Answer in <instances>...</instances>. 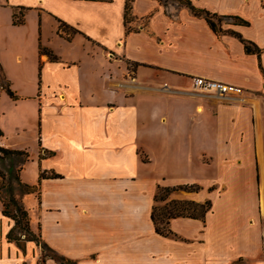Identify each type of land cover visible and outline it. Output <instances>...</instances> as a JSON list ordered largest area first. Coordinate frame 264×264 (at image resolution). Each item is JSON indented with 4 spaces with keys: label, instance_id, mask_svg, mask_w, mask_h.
Segmentation results:
<instances>
[{
    "label": "crops",
    "instance_id": "1",
    "mask_svg": "<svg viewBox=\"0 0 264 264\" xmlns=\"http://www.w3.org/2000/svg\"><path fill=\"white\" fill-rule=\"evenodd\" d=\"M125 2L0 0V72L18 95L0 90V146L34 148L39 173L61 175L32 193L35 233L76 264H264V0H190L248 21H223L219 34L178 0H131L126 25ZM196 76L243 92L203 94ZM178 184L199 189L175 198L211 208L204 219H170L163 236L150 218L154 196ZM0 211L7 236L14 223Z\"/></svg>",
    "mask_w": 264,
    "mask_h": 264
},
{
    "label": "trees",
    "instance_id": "2",
    "mask_svg": "<svg viewBox=\"0 0 264 264\" xmlns=\"http://www.w3.org/2000/svg\"><path fill=\"white\" fill-rule=\"evenodd\" d=\"M180 3H183L184 5L188 6L192 13L196 16H202L207 21L210 28L217 34L222 33L223 30L221 28V24L223 21L227 22V20L232 19V21L236 24L246 25L248 24V21L238 17V16H232V15H216L212 14L207 10L204 9H198L191 5L190 0H178ZM131 9V0H126L125 2V12H124V23L127 25L129 17V12ZM19 14V16H18ZM12 21L14 24H20L23 21V13L22 11L14 10L12 14ZM68 27L65 24H61L60 34L64 35L66 38H69L71 35L67 30ZM129 31V28L127 29ZM234 35H236L243 43L244 49L247 53H256L258 57H260V49L253 43L252 41L245 40L241 37L240 34L231 31ZM69 33V34H68ZM40 52L44 53L48 56L50 60H56L57 57L50 51L49 49L45 47H40ZM4 78V76H3ZM5 89L7 95L12 99H18V95L11 90L9 83L5 81V85L0 86V90ZM3 133L0 131V136H2ZM0 153L2 154L1 158H8L9 159V167H8V174L9 179L12 178V180L15 182L14 184L11 183V181L8 184V202H6L1 196H0V202L2 205V214L10 217L14 221V225L11 228V230L8 233V237L15 239L16 236L11 237V232H14L16 229L20 228V224L22 220L25 221V226L28 222V212L27 209L23 208L21 204H19V201L14 196V191H17L18 195H23L27 193H37L40 190L41 186V180L44 178H58L61 177L60 174L54 173L53 171H41L38 176L37 183L34 185H29L23 182L20 178V171L23 167V165L29 160V153L26 150H20V149H9L4 148L0 146ZM8 179V180H9ZM213 187H210L211 190ZM199 189V186L196 184H180L173 187H157L156 194L154 196V202L156 201H163L167 199V196L170 192L177 191V190H186V191H197ZM10 206L13 207V211L10 210ZM211 208V201L209 199H206L203 202H195L188 199H171L168 202H165L163 207H161V212L157 215L156 205H152L150 218L152 220L154 229L157 233L168 236L172 234V231L168 227L169 220L176 217H191V218H200L204 219L206 213ZM164 222L163 226H160L159 223ZM29 240V239H28ZM37 241V240H36ZM36 244L40 245L41 248H48V245L44 242L39 243L38 241ZM49 258L55 259L61 264H72L70 260H66L63 256L59 255L58 253L53 251V254L48 256ZM45 259V258H44ZM43 259V262H44Z\"/></svg>",
    "mask_w": 264,
    "mask_h": 264
},
{
    "label": "rangeland",
    "instance_id": "3",
    "mask_svg": "<svg viewBox=\"0 0 264 264\" xmlns=\"http://www.w3.org/2000/svg\"><path fill=\"white\" fill-rule=\"evenodd\" d=\"M160 1H163V0H160ZM18 16H19V14H18ZM64 30H67V29H64ZM67 32H69L70 35L72 36L73 32L71 30H67ZM128 68L130 70L133 69V67L131 65H128ZM1 85H3V86L5 85V80L3 78V75L0 72V86ZM37 133H38V125L36 123L35 128H34V135H36ZM261 134H262V141H263V147H264V125L263 124L261 126ZM36 144H37V139H35V141L32 144L29 143V145H26V147L27 146L34 147ZM27 151L29 153V162L25 164L23 171H22V174H21V178H22V181L25 182L26 184L34 185L37 183L38 173H39V169L41 167L39 165V160H38L39 158L35 152V149L34 148H27ZM1 156H2V154L0 153V196L6 202H8V196H7L8 195V184L10 181L13 184L15 182L12 180V178L9 179V174H8L9 159L8 158H1ZM257 175H258L257 180H258V193H259V213H260L261 218H263L262 211H261V205H260L261 174H260V166L259 165H258V169H257ZM178 185H180V184H178ZM173 186H176V185H168L167 187H173ZM162 187H165V185ZM181 191H186V190H177V191L170 192L167 196V199H165L163 201L154 202L153 205L155 204L157 207V210L155 211L156 214L158 215L161 212V207H163L165 202H168L171 199H178V198L174 197V194L180 193ZM188 192H190V191H188ZM14 196L19 201V204H21V206L23 208L28 210L27 211L29 213L28 214V222H27V225L25 226V224H24L25 221L22 220V222L20 224V228L16 229L14 232H11L10 236L11 237L16 236L17 238H15V239L8 237L9 232L7 233V236H5L3 234L0 235V264H43V259L44 258L46 259V258H48V256L52 255L54 250L51 249L49 246H48L49 249L48 248L43 249L40 247V245L36 244L37 241L39 243L43 242L40 239V237H38L36 234L37 230H38L37 223H38V215H39L37 200L32 193L23 194V196H22V195H18L17 191H14ZM242 207H244L243 204L242 205L238 204V209H240V211H241ZM9 208H10V210L13 211L12 206H10ZM220 208H222V204H220ZM248 212H251V210ZM0 213H1V211H0ZM141 216L142 215L139 216V219H141V222L143 224L144 218H142ZM5 221H7V220H5ZM13 223H14V221H13ZM159 225L163 226L164 222L159 223ZM13 241H15L18 245ZM26 242H29V243H26ZM39 249L41 252H39ZM93 260H95V259H93ZM55 261H57V260H55ZM70 261L72 262V264L77 263L74 260H70ZM100 264H107V263L102 262ZM146 264H156V263L151 262V260H148V262H146Z\"/></svg>",
    "mask_w": 264,
    "mask_h": 264
},
{
    "label": "built area",
    "instance_id": "4",
    "mask_svg": "<svg viewBox=\"0 0 264 264\" xmlns=\"http://www.w3.org/2000/svg\"><path fill=\"white\" fill-rule=\"evenodd\" d=\"M192 84L197 91L220 99L236 98L243 92V88L238 85L200 76L193 77Z\"/></svg>",
    "mask_w": 264,
    "mask_h": 264
},
{
    "label": "bare ground",
    "instance_id": "5",
    "mask_svg": "<svg viewBox=\"0 0 264 264\" xmlns=\"http://www.w3.org/2000/svg\"><path fill=\"white\" fill-rule=\"evenodd\" d=\"M263 206V205H262Z\"/></svg>",
    "mask_w": 264,
    "mask_h": 264
}]
</instances>
